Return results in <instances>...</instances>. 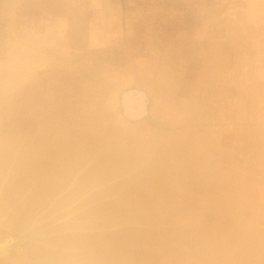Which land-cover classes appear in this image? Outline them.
Returning <instances> with one entry per match:
<instances>
[{
	"label": "rangeland",
	"instance_id": "rangeland-1",
	"mask_svg": "<svg viewBox=\"0 0 264 264\" xmlns=\"http://www.w3.org/2000/svg\"><path fill=\"white\" fill-rule=\"evenodd\" d=\"M0 264H264V0H0Z\"/></svg>",
	"mask_w": 264,
	"mask_h": 264
}]
</instances>
